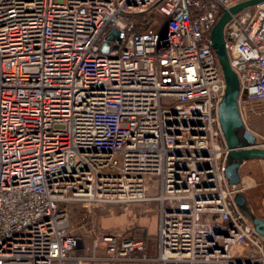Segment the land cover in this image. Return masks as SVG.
<instances>
[{"label":"built area","instance_id":"built-area-1","mask_svg":"<svg viewBox=\"0 0 264 264\" xmlns=\"http://www.w3.org/2000/svg\"><path fill=\"white\" fill-rule=\"evenodd\" d=\"M245 1L0 0V264H264L224 175L211 40ZM224 41L244 119L264 103V0ZM144 202L153 253L71 228L68 204Z\"/></svg>","mask_w":264,"mask_h":264},{"label":"water","instance_id":"water-1","mask_svg":"<svg viewBox=\"0 0 264 264\" xmlns=\"http://www.w3.org/2000/svg\"><path fill=\"white\" fill-rule=\"evenodd\" d=\"M262 0H247L225 11L215 23L211 31L212 48L221 66L226 83L224 94L218 104L217 115L223 132L228 153L224 166V175L230 186L240 189V169L245 162L264 158V147L258 142L257 136L245 125L238 107L239 81L230 67L224 41V27L231 13L258 3ZM113 35V34H112ZM106 51V46L103 48ZM238 209L247 217L258 234L264 237V218L256 216L248 203L243 190L234 195Z\"/></svg>","mask_w":264,"mask_h":264},{"label":"rangeland","instance_id":"rangeland-1","mask_svg":"<svg viewBox=\"0 0 264 264\" xmlns=\"http://www.w3.org/2000/svg\"><path fill=\"white\" fill-rule=\"evenodd\" d=\"M259 108L257 103H254ZM262 109H257L261 111ZM257 111L245 112V125L264 133V116L256 114ZM260 122H257L259 121ZM69 217L72 230L83 236L88 242L95 233L115 232L119 234H142L144 230L148 234L151 228L145 225L155 224L156 207L154 202H144L129 206L118 204H98L95 206H83L79 203L68 204Z\"/></svg>","mask_w":264,"mask_h":264},{"label":"crops","instance_id":"crops-1","mask_svg":"<svg viewBox=\"0 0 264 264\" xmlns=\"http://www.w3.org/2000/svg\"><path fill=\"white\" fill-rule=\"evenodd\" d=\"M254 103H257L261 111H257L254 106ZM253 107L254 110L257 111L256 114L264 116V103L262 102H254ZM254 113V112H253ZM247 120V118L245 119ZM257 122H260L257 121ZM250 130L257 136L258 142L264 144V133L256 130L254 128H250ZM264 147V146H263ZM241 186L248 200L249 206L252 212L261 218H264V158L262 159H253L245 162L241 169ZM156 223L145 225L146 228L148 226L151 228V232L148 234L147 229L144 230L143 237L146 241V247L149 253H153L155 250L154 243V235L156 231ZM121 264H135V263H121Z\"/></svg>","mask_w":264,"mask_h":264}]
</instances>
